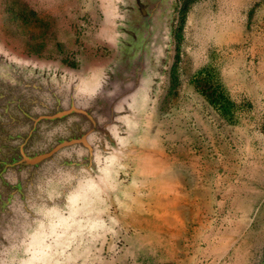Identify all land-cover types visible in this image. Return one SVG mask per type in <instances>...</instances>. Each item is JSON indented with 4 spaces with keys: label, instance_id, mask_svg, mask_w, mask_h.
Listing matches in <instances>:
<instances>
[{
    "label": "rangeland",
    "instance_id": "obj_1",
    "mask_svg": "<svg viewBox=\"0 0 264 264\" xmlns=\"http://www.w3.org/2000/svg\"><path fill=\"white\" fill-rule=\"evenodd\" d=\"M236 2L0 0V92H24L23 82L33 79L28 94L40 98L50 84L64 107L69 94L95 104L105 126L93 135L96 156L88 170L62 171L71 176L51 184L46 195L34 184L50 174L41 171L30 181L25 201L40 219L28 229L19 225L15 236L14 217L0 215V264H264V215L257 204L249 217L203 211L206 151L227 146L252 162L254 148L264 155V91L250 87V36L262 27L234 25L242 14ZM237 62L238 75L224 73L227 63L234 71ZM94 77L101 82L91 83ZM217 89L237 106L230 122L215 105ZM67 121L87 131L84 119ZM72 150L75 160L68 161L86 156ZM108 177L107 184L96 183L97 191L75 196L82 183ZM259 208L264 212V203ZM26 231L25 239L43 237V245L29 247L24 239L20 251L12 249Z\"/></svg>",
    "mask_w": 264,
    "mask_h": 264
},
{
    "label": "water",
    "instance_id": "obj_2",
    "mask_svg": "<svg viewBox=\"0 0 264 264\" xmlns=\"http://www.w3.org/2000/svg\"><path fill=\"white\" fill-rule=\"evenodd\" d=\"M33 82V79L23 82L24 92L18 89L0 92V215L7 213V217L8 214L14 217L11 224L16 228L11 233L15 236L18 235L19 225L28 229L31 221L40 219L34 211V204L29 205L25 201L26 194L31 190L30 181L37 179L41 171L50 174L44 182L34 184L38 185L37 191L46 195L44 192L51 184L71 176L68 172L63 176L66 169L88 170L86 164L92 167L96 156L93 135L105 129L98 123L96 105L91 101L82 99L79 94L75 98L69 94L68 104L64 107L62 95L50 84L41 88L43 96L34 98L28 94L31 85L35 84ZM72 116L84 119L87 131H83L79 123H75L79 124L77 126L69 125L67 119ZM73 148H79L86 156L81 161H68L69 157L75 160ZM46 167L49 169L46 170ZM52 173L55 175L52 176ZM45 203L49 207L46 210L51 209L52 203ZM22 212L26 215L21 216ZM26 234L27 231L22 233L21 243H14L11 248L19 250L24 245ZM0 255H3L2 252Z\"/></svg>",
    "mask_w": 264,
    "mask_h": 264
},
{
    "label": "crops",
    "instance_id": "obj_3",
    "mask_svg": "<svg viewBox=\"0 0 264 264\" xmlns=\"http://www.w3.org/2000/svg\"><path fill=\"white\" fill-rule=\"evenodd\" d=\"M235 6L242 14H236L234 25L248 26L252 24L262 27L256 34L252 31L250 36L253 63L250 87L254 91H264V0H239ZM242 30L244 33V28ZM243 40L241 36L236 42L242 44ZM232 42V40L228 43L226 41L224 48L226 57L229 52H232L230 50ZM236 42L234 41L235 44ZM238 49L239 46L238 48L236 46L234 50L236 57L239 52L242 54V51ZM234 66V71H232L227 63L224 73L233 72L238 75L240 73L239 62ZM228 68L230 70H227ZM241 72L243 73V71ZM95 80L97 84L101 82L99 78L94 77L91 79V83H94ZM237 80L238 76H236L235 82ZM258 150L254 148L258 155L252 158L253 162L248 158H238L227 146H217L210 149V152L206 151V158H208L206 159V202H204L206 208L203 209L206 211V217H209L210 214L212 216L218 214V216L249 217L256 204L259 214L264 215V212L259 211V205L264 203V155ZM249 170L250 175L247 173ZM162 193L168 194V190L164 189ZM236 203H243V205L235 206ZM245 203H250V205L245 206ZM243 212H247L245 216ZM168 224H170L169 221H166L165 225ZM230 233L233 232L230 231Z\"/></svg>",
    "mask_w": 264,
    "mask_h": 264
},
{
    "label": "flooded vegetation",
    "instance_id": "obj_4",
    "mask_svg": "<svg viewBox=\"0 0 264 264\" xmlns=\"http://www.w3.org/2000/svg\"><path fill=\"white\" fill-rule=\"evenodd\" d=\"M83 91H89V92H91V90H88V89H83ZM84 93H82V95H83ZM84 97L86 98V99H88L89 97H88V94H84ZM131 107H132V103H131V105H130ZM129 106V107H130ZM130 107V108H131ZM118 110H121V109H118ZM125 119V118H124ZM126 120H128V118H126ZM126 120H123V121H126ZM127 122V121H126ZM122 141H123V139H122ZM122 141H121V143H122ZM99 161H100V157H98L97 158ZM102 167V173H103V175L104 176H106L107 174H108V172H109V166L107 165V167H103V166H101ZM108 180H109V177H108V179L107 180H104L103 182H94V183H82V185H81V188H80V190H77V192H76V194L77 195H75L77 198L78 197H81L85 192H95V191H97L96 189H94V187H95V185H96V183L99 185V186H101L102 184L104 185V182H105V184H107V182H108ZM55 229V228H54ZM51 230L50 231V233H49V235H53V236H55L54 235V232L56 233L57 232V230ZM47 235V234H46ZM48 237V236H47ZM25 242L27 243L26 245L27 246H29V247H31V244L32 245H36L38 248H40V246H42L43 245V243H44V238L43 237H41V238H39V239H33V241H31L30 239H25ZM32 259H37V257L35 256V255H32ZM34 261L32 260L31 261V263H33Z\"/></svg>",
    "mask_w": 264,
    "mask_h": 264
},
{
    "label": "trees",
    "instance_id": "obj_5",
    "mask_svg": "<svg viewBox=\"0 0 264 264\" xmlns=\"http://www.w3.org/2000/svg\"><path fill=\"white\" fill-rule=\"evenodd\" d=\"M214 102L220 109L219 111L222 113V117L226 122H230L235 118L233 111L236 110L237 106L223 92L219 91V89L215 92Z\"/></svg>",
    "mask_w": 264,
    "mask_h": 264
}]
</instances>
